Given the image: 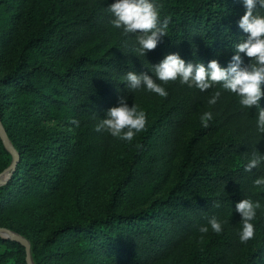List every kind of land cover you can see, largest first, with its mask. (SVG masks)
Instances as JSON below:
<instances>
[{"label":"trees","instance_id":"16d2710c","mask_svg":"<svg viewBox=\"0 0 264 264\" xmlns=\"http://www.w3.org/2000/svg\"><path fill=\"white\" fill-rule=\"evenodd\" d=\"M114 2L0 0V123L18 152L0 184V225L28 238L34 264H262L264 187L253 181L264 162L244 170L255 149L264 154L257 109L219 86L200 92L177 80L162 85V98L124 79L132 71L155 80L151 66L173 53L226 68L247 38L242 0H154L169 24L144 57L135 36L110 23ZM121 97L147 116L130 143L95 130ZM201 109L213 119L185 138ZM11 158L0 138V171ZM242 199L262 205L246 243ZM212 216L226 221L222 232L201 233ZM0 264H27L24 246L0 235Z\"/></svg>","mask_w":264,"mask_h":264},{"label":"clouds","instance_id":"9594fccd","mask_svg":"<svg viewBox=\"0 0 264 264\" xmlns=\"http://www.w3.org/2000/svg\"><path fill=\"white\" fill-rule=\"evenodd\" d=\"M245 7L243 16L238 21V27L247 34V38L235 45V53L229 65L223 68L217 60H211L207 67L201 63H185L176 53L166 55L158 64L151 66V72L155 77L145 73L136 74L127 72L124 77L127 86L131 90L143 88L166 98L168 93L162 85L179 80L181 85L196 88L205 92L219 86L220 89L235 94L242 108L257 109L256 128L261 134L264 133V108L260 107V100L264 96L262 85H264V16L256 13V9H264V0H242ZM160 5L154 0H115L108 7L113 19L110 21L116 29H121L127 36L133 34L137 47L134 51L138 56H145L148 51L157 47L161 38L167 35L169 24L168 18L163 21L159 18ZM250 58L251 63L243 66L240 54ZM157 80L161 83H157ZM221 96V91H215L208 99L209 105H215ZM213 119L211 111H206L200 116L203 127H208ZM78 123V122H75ZM147 116L143 110H138L137 105L129 107L126 97L118 100V106L107 110L105 118L96 125L97 132L105 131L114 138L126 142H132L134 137L146 130ZM142 145L137 144V148ZM264 162V154L256 149L245 165L244 170L250 172L258 168ZM256 188L264 187V177L253 181ZM219 208V202L213 205ZM262 207L258 201L242 199L235 205V211L241 217L242 228L239 233L241 243H246L254 237V225L252 221L256 212ZM226 221L212 216L208 220V226H201L199 231L207 233L209 226L211 230L220 234Z\"/></svg>","mask_w":264,"mask_h":264},{"label":"water","instance_id":"95a60500","mask_svg":"<svg viewBox=\"0 0 264 264\" xmlns=\"http://www.w3.org/2000/svg\"><path fill=\"white\" fill-rule=\"evenodd\" d=\"M0 138L5 148L10 152L12 156L10 163L0 171V184H2L10 177L16 165V162L18 160V152L16 151L14 146L9 141L6 131L2 127L1 123H0ZM0 235L4 237H10L20 242L24 246V249H25V259H26L27 264H34L32 257H31V253H30V241L28 240V238L2 225H0Z\"/></svg>","mask_w":264,"mask_h":264},{"label":"rangeland","instance_id":"374dc122","mask_svg":"<svg viewBox=\"0 0 264 264\" xmlns=\"http://www.w3.org/2000/svg\"><path fill=\"white\" fill-rule=\"evenodd\" d=\"M204 112H206L205 110L201 109L200 111L196 112L193 116H192V119L188 122L187 124V127L185 128V138H188L194 128H196L199 124H200V116L201 114H203ZM67 128V127H66ZM65 128V129H66ZM68 130H71V129H68ZM171 181V180H170ZM171 183V182H169ZM163 264H179V263H174V262H165ZM262 264H264V258L262 260Z\"/></svg>","mask_w":264,"mask_h":264}]
</instances>
